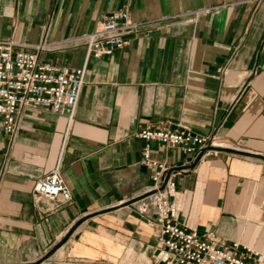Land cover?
Listing matches in <instances>:
<instances>
[{"label":"crops","instance_id":"0c3cea01","mask_svg":"<svg viewBox=\"0 0 264 264\" xmlns=\"http://www.w3.org/2000/svg\"><path fill=\"white\" fill-rule=\"evenodd\" d=\"M120 8L149 34L88 59L71 120L23 107L10 136L0 116V264H149L162 236L129 202L152 183L145 126L216 138L196 163L152 145L174 171L177 221L264 255V0H0V38L27 51L44 41L41 61L81 67L76 38ZM57 164L68 203L33 193Z\"/></svg>","mask_w":264,"mask_h":264},{"label":"built area","instance_id":"2783aa9c","mask_svg":"<svg viewBox=\"0 0 264 264\" xmlns=\"http://www.w3.org/2000/svg\"><path fill=\"white\" fill-rule=\"evenodd\" d=\"M142 22L132 19L127 8L112 10L100 20L98 29L76 38L86 48L85 63L81 67L55 65L40 60L38 51L46 43L35 45V51L17 49L12 39L0 38V116L6 134L16 133L20 108H46L63 114L71 120L84 86L85 66L90 57L112 55L114 49L128 46L133 38L147 36ZM136 136L142 140L141 164L150 169L151 184L129 199L133 209L146 225L157 226L162 240L149 264H264V255L249 253L218 245L213 230L200 233L188 229L177 221L175 201L176 181L174 171L165 162L152 156L154 143L161 146L179 147L193 158L213 153L217 147L213 135L194 132L185 126H145ZM219 145V144H218ZM220 146V145H219ZM35 197L68 203L72 193L66 184L59 165H55L33 185Z\"/></svg>","mask_w":264,"mask_h":264},{"label":"water","instance_id":"95a60500","mask_svg":"<svg viewBox=\"0 0 264 264\" xmlns=\"http://www.w3.org/2000/svg\"><path fill=\"white\" fill-rule=\"evenodd\" d=\"M200 159V156H198L195 159V163ZM59 247V246H58ZM55 249V248H54ZM44 259L35 260V262H20V264H40Z\"/></svg>","mask_w":264,"mask_h":264},{"label":"rangeland","instance_id":"374dc122","mask_svg":"<svg viewBox=\"0 0 264 264\" xmlns=\"http://www.w3.org/2000/svg\"><path fill=\"white\" fill-rule=\"evenodd\" d=\"M216 142H217V141H216ZM217 143H218V142H217ZM218 147H219V145H217L216 148H213V151L216 152ZM214 152H213V153H214ZM46 258H47V257H46L45 255H42L41 257H37V258H35V259H31V260L26 261V262H35V260H40V259H44L43 261H45ZM43 261H42V262H43Z\"/></svg>","mask_w":264,"mask_h":264},{"label":"bare ground","instance_id":"6f19581e","mask_svg":"<svg viewBox=\"0 0 264 264\" xmlns=\"http://www.w3.org/2000/svg\"><path fill=\"white\" fill-rule=\"evenodd\" d=\"M216 144L218 145V143L216 142Z\"/></svg>","mask_w":264,"mask_h":264}]
</instances>
